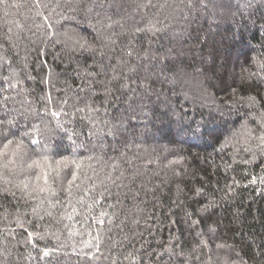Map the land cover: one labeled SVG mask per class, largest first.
I'll list each match as a JSON object with an SVG mask.
<instances>
[{"label": "trees", "instance_id": "trees-1", "mask_svg": "<svg viewBox=\"0 0 264 264\" xmlns=\"http://www.w3.org/2000/svg\"><path fill=\"white\" fill-rule=\"evenodd\" d=\"M261 65L264 0H0V264H264Z\"/></svg>", "mask_w": 264, "mask_h": 264}, {"label": "snow or ice", "instance_id": "snow-or-ice-1", "mask_svg": "<svg viewBox=\"0 0 264 264\" xmlns=\"http://www.w3.org/2000/svg\"><path fill=\"white\" fill-rule=\"evenodd\" d=\"M261 66L264 67V65H261ZM45 111H48V109H45ZM59 115H60L59 113L53 111L54 118H57L58 119L59 118ZM4 123H5L4 121H0V125H3ZM7 123L8 124H12L13 122L12 121H8ZM57 127H62V126L60 124H57ZM249 132H250V130H249ZM40 134H41V130L39 129V127H34L31 134L26 133V135H29V137H30V143L33 144V145H39L41 143V140L39 139ZM3 135L5 136V138H7L8 133L5 131L3 133ZM33 135L36 137L35 139L31 138V136H33ZM69 139H71V137H69ZM259 139L261 140L262 143H264V135H261L259 137ZM73 143H75V141H73ZM11 145H15V148H14V150L10 154L13 155V156H15L16 155V152L19 149L22 148L23 142L22 141H15L14 142L13 140H8V143L3 146V149H0V156L9 155V152H7L5 150L9 149V146H11ZM46 152H47V147L45 146V153H42L41 154V159L43 161H45V162L48 161V157L46 155ZM54 163L56 165H60L62 163L65 164V165L67 163H71V164L75 165L76 164V161H74V160L73 161H68V158L67 157H62L61 160L54 161ZM33 164L35 166H40L39 161H33ZM44 179H45V182H47L48 179H49V176H48V173L47 172L44 173ZM75 179H76V177H75V175H73V180L68 182L69 185H71Z\"/></svg>", "mask_w": 264, "mask_h": 264}]
</instances>
